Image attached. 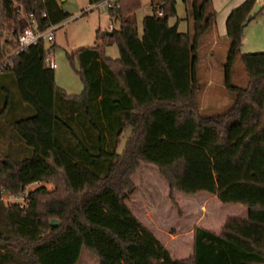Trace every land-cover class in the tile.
I'll list each match as a JSON object with an SVG mask.
<instances>
[{"label":"trees","instance_id":"trees-1","mask_svg":"<svg viewBox=\"0 0 264 264\" xmlns=\"http://www.w3.org/2000/svg\"><path fill=\"white\" fill-rule=\"evenodd\" d=\"M58 1L0 0V60L9 62L0 73V201L2 189L21 193L45 181L55 186L28 191L24 207L0 203V264H77L83 248L99 264H264V52L241 53L243 29L259 13L253 12L256 0H245L227 15L223 85L234 99L207 115L200 112L197 62L200 40L216 20L211 0H183L190 5L185 32L169 23L176 16L174 0H150L140 34L130 17L142 0L113 1L107 13L118 28L96 31L92 47L68 54L78 62L80 96L55 85L44 40L21 51L16 42L22 20L14 3L44 32L71 17ZM87 1L96 6L103 0ZM5 27L12 32L4 34ZM115 44L119 56L113 60L104 50ZM237 59L245 72L242 87L231 80ZM181 146L207 158L234 149L229 160L243 161L239 187L224 196L237 193L233 202L250 214L248 220L227 218L217 234L195 228L191 258L176 260L126 200L140 162L159 167L171 187L194 193L165 174L193 166L188 160L164 163L166 149ZM203 165L196 177L211 191ZM247 185L261 201L245 196Z\"/></svg>","mask_w":264,"mask_h":264},{"label":"rangeland","instance_id":"rangeland-1","mask_svg":"<svg viewBox=\"0 0 264 264\" xmlns=\"http://www.w3.org/2000/svg\"><path fill=\"white\" fill-rule=\"evenodd\" d=\"M174 1L176 2V16L172 17L169 23L171 25L178 23L179 30L185 32L187 31L186 12L190 5L183 0ZM147 2L148 0H143L144 5ZM14 5L19 9L22 7L18 2ZM62 5L64 11L69 12L71 17L57 27L54 31L55 41L51 44L45 43V51L46 54L53 56L56 63L54 69L55 85L64 90L67 95L80 96L84 91V85L78 69V62L76 57L69 59L68 54L83 47H92L96 42V31L99 30L100 33L106 34L110 32L112 27L118 28L119 23L110 20L106 9L101 7L96 9L94 6L88 5L87 0H65ZM22 8L24 9V7ZM17 12V20H22L19 10ZM146 13L150 14L151 10L142 8L135 16L130 17L136 22L139 34L141 31L140 18L142 14ZM21 23L23 26L24 23ZM3 31L4 34L12 32L7 27ZM198 49L197 81L202 87L198 93L200 112L207 115L210 114L209 101L211 97H214L220 106L226 105L228 107L232 104L234 96L227 92L223 85V67L226 54L221 53L218 48L213 49L209 46ZM104 52L113 60L119 56L116 44L105 48ZM234 64L232 83L242 87L246 83L244 68L238 59ZM209 82L212 84L211 87H207ZM156 114V118L159 120L161 115L159 112ZM165 117L173 118L174 114H166ZM128 134L129 131H126L122 135L117 146L118 153L123 152ZM166 150L164 163L187 160L194 162L193 166L167 169L165 174L173 182L176 181L181 188H189L195 192L190 194L180 192L170 186L169 180L163 176L159 167L152 163L140 162L130 178L134 190L129 194L126 204L135 217L163 244L172 258L185 260L192 256V239L195 228L202 227L217 234L221 232L227 218L233 216L247 220L250 212L246 207L233 202V199H237L239 196L237 193L231 197L232 199L229 196H227L228 199L223 196L220 200L217 198L209 200L212 198L211 191L205 189V184L201 178L196 177L199 166L207 164V161L201 156L203 152L197 154L185 150L183 146L179 148L170 147ZM188 182L189 186H187ZM39 186H45L49 191L55 187L51 181L42 182ZM39 186L29 185L21 193H12L2 189L3 195L0 203L6 207L13 203H22V197L28 191L39 188ZM246 187L242 190L246 197L248 195L252 199H257L256 201H261L259 199H262V196L251 189V185ZM204 199L206 200L205 203L203 202ZM77 264H99V262L90 251L83 248Z\"/></svg>","mask_w":264,"mask_h":264},{"label":"crops","instance_id":"crops-1","mask_svg":"<svg viewBox=\"0 0 264 264\" xmlns=\"http://www.w3.org/2000/svg\"><path fill=\"white\" fill-rule=\"evenodd\" d=\"M211 1H212V8L215 12V17H216L215 24L210 29V31L207 32V34H205L202 37L203 39L201 38L199 47L205 48L209 46L210 48L213 49L218 48L221 51V53L226 54L228 49L227 48L228 42L227 40H225L226 37L225 23L228 17L227 15L231 10L240 6L241 3H243L245 0H211ZM58 2L63 8L62 4L65 2V0H59ZM150 6L151 3L150 0H148L147 4L144 5L143 3L142 8H144V10L145 9L151 10ZM142 8L140 10H142ZM257 11H259L257 17L253 21L248 23L243 29L242 44H241L242 54L249 52L264 51V0H256V4L254 6L253 12L257 13ZM137 12H135L133 16H135ZM146 15H148V13L142 14V17L140 18L141 19L140 25L143 20L142 18H144ZM175 24L178 26L179 29V24L178 23ZM188 26H189V22L187 20L186 27L188 28ZM211 86L212 84L211 82H209L207 84V87H211ZM256 95H258V100L260 102L262 98L260 91H257ZM209 103H210L209 105L210 113L217 112L223 109L224 107H226V105L220 106L219 102L214 100V97L210 98ZM241 134L242 133H238L237 136H241ZM164 140H165L164 136L158 137V142L161 143L162 145H166L163 142H161ZM236 145H237L236 142L231 143V146L236 147ZM233 151L234 149L229 147L227 150H225L220 154L215 155L213 158H207L205 155H202L205 161H207V164L201 166L203 168L202 177L205 178L206 183L211 185V189H212L210 192L212 198L209 200L215 198L220 200V198H222L224 194H229L231 191L239 187V178H240L239 175H240L241 167L243 165V161L237 162L235 160H229L228 156H230L233 153ZM205 201L206 200L204 199L203 202L205 203Z\"/></svg>","mask_w":264,"mask_h":264},{"label":"built area","instance_id":"built-area-1","mask_svg":"<svg viewBox=\"0 0 264 264\" xmlns=\"http://www.w3.org/2000/svg\"><path fill=\"white\" fill-rule=\"evenodd\" d=\"M115 0H103L99 2L94 8L98 9L99 7L107 9L111 3H113ZM20 17L22 19V22L24 23L23 26L18 31V34L16 36V42L19 47V51L35 46L39 40H44L46 43L51 44L54 42V31L57 29L58 25H51L46 31L39 32L37 30V23L35 22V19L33 15L27 14L25 9L20 7L19 9ZM158 16H161L160 12H157ZM63 24V23H62ZM45 63L48 65L50 70H54L56 68V63L52 55L48 54L45 58ZM9 64L7 59H4L3 61L0 60V73L3 72L4 68L7 67ZM39 183H35L34 185L39 186ZM27 195V194H26ZM26 195L22 197V203H16L20 207H24L27 202Z\"/></svg>","mask_w":264,"mask_h":264},{"label":"water","instance_id":"water-1","mask_svg":"<svg viewBox=\"0 0 264 264\" xmlns=\"http://www.w3.org/2000/svg\"><path fill=\"white\" fill-rule=\"evenodd\" d=\"M19 10V7L16 9V11H18ZM51 225L53 226V227H56V226H58V222H57V220L55 221V220H52L51 221Z\"/></svg>","mask_w":264,"mask_h":264}]
</instances>
